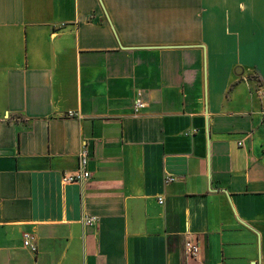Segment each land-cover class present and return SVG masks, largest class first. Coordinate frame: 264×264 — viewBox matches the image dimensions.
<instances>
[{
  "label": "crops",
  "instance_id": "1",
  "mask_svg": "<svg viewBox=\"0 0 264 264\" xmlns=\"http://www.w3.org/2000/svg\"><path fill=\"white\" fill-rule=\"evenodd\" d=\"M262 93L264 0H0V264H264Z\"/></svg>",
  "mask_w": 264,
  "mask_h": 264
},
{
  "label": "built area",
  "instance_id": "2",
  "mask_svg": "<svg viewBox=\"0 0 264 264\" xmlns=\"http://www.w3.org/2000/svg\"><path fill=\"white\" fill-rule=\"evenodd\" d=\"M264 95V93H262ZM135 107L137 110H140L144 107V104L141 100H137ZM73 116V114H70ZM263 123H264V113H263ZM88 159L89 155L86 149H83L79 154V167L76 171L72 173H66L63 175L62 181L64 184H73V183H85L90 180L92 174L88 170ZM174 178L169 179L173 181ZM159 203L163 204L164 201L162 198L159 199ZM86 224L92 225L96 222V218L90 217L84 219ZM33 236L30 233L24 234V246L30 248L33 251H36V246L32 242ZM185 252L188 258L197 259L201 253V243L199 240L188 239L185 242Z\"/></svg>",
  "mask_w": 264,
  "mask_h": 264
}]
</instances>
